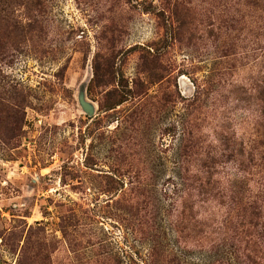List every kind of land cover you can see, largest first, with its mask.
Segmentation results:
<instances>
[{"label": "rangeland", "instance_id": "374dc122", "mask_svg": "<svg viewBox=\"0 0 264 264\" xmlns=\"http://www.w3.org/2000/svg\"><path fill=\"white\" fill-rule=\"evenodd\" d=\"M0 264H264V0H0Z\"/></svg>", "mask_w": 264, "mask_h": 264}, {"label": "water", "instance_id": "95a60500", "mask_svg": "<svg viewBox=\"0 0 264 264\" xmlns=\"http://www.w3.org/2000/svg\"><path fill=\"white\" fill-rule=\"evenodd\" d=\"M88 113H91L90 111Z\"/></svg>", "mask_w": 264, "mask_h": 264}, {"label": "trees", "instance_id": "16d2710c", "mask_svg": "<svg viewBox=\"0 0 264 264\" xmlns=\"http://www.w3.org/2000/svg\"><path fill=\"white\" fill-rule=\"evenodd\" d=\"M201 187V186H200Z\"/></svg>", "mask_w": 264, "mask_h": 264}]
</instances>
